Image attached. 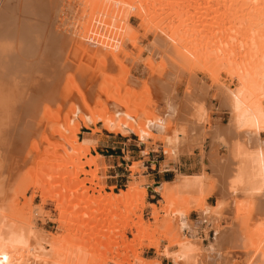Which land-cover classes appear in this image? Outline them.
<instances>
[{
    "label": "bare ground",
    "instance_id": "6f19581e",
    "mask_svg": "<svg viewBox=\"0 0 264 264\" xmlns=\"http://www.w3.org/2000/svg\"><path fill=\"white\" fill-rule=\"evenodd\" d=\"M6 1L0 0V9L6 6ZM44 1L17 0L9 16L0 15V123L4 121V114L16 117L14 127L10 125L14 130L8 128V138L10 141L14 138L16 157L42 156L41 162L48 164L50 158L61 161L50 163L42 176L32 180L44 200L55 201L61 220L64 221L63 215L68 209L64 203L67 194L76 192L66 185L77 179V174L70 176L69 168H76L78 164H71L66 158L75 154L81 157L94 147L91 138H76L79 126L124 137L135 135L141 143L157 137L173 161L188 141L198 140L203 145L211 141L214 148H218L216 155L208 159L204 154L201 158L208 159L207 168L215 177L211 183L214 189L219 195L244 194L251 213L264 209V0H217L223 6V12H219L225 21L219 20L221 23L214 18L204 22V13L198 10L199 3L195 0L197 5L185 3V10L182 0L181 3L174 0H55L52 14L46 12ZM217 1H214L215 6L219 5ZM188 8L195 13L191 11V14ZM135 19L140 21L141 30L133 29L131 21ZM158 57L160 60L156 62ZM200 74L210 78L221 90L218 89L221 94L217 95V100L228 113L227 123L219 120L212 128L205 103L208 89L205 93L201 90L203 96L197 95L194 83L188 82L183 88V100L178 99L179 88L173 79L176 77L178 81L188 75L190 81ZM141 76L145 77L142 84ZM199 130L202 131L199 133ZM32 133L39 136L30 146ZM4 156L1 154L2 162ZM3 168L2 173L7 167ZM130 169L135 171L134 166ZM176 176L173 182L156 186L159 196L167 200V204L173 201L171 198L175 199V204L180 201L178 198L180 203L186 202L185 210L179 208L183 211L181 215L197 211L206 221L216 217L223 205L222 201L209 209L205 205L204 200L211 191L206 183L210 184L212 178L209 179L204 166L199 172H178ZM3 177L9 181L4 174ZM5 183L0 179V264H88L81 258L79 245L72 240L47 237L38 231L32 215L11 204L15 192L10 194L13 197H7L3 191ZM43 183L48 187L44 189ZM11 184L9 190L13 189ZM14 184L20 185V182ZM56 184L62 186L61 190L56 189L57 193L54 192ZM19 185L17 189L24 186ZM83 191L80 194L83 195ZM137 192L138 204L142 207L145 190ZM102 194L99 193V197L111 201L120 196ZM167 207L175 209L173 205ZM179 210L176 209L177 215ZM99 211L107 214L104 209ZM155 215L152 217L156 219ZM105 220L106 217L103 224ZM98 222H95L96 232L100 238H105L109 244L115 242L116 247L118 240L123 243V231L112 236L108 233L110 224L103 228L105 224ZM171 223L170 226L175 225ZM132 225L137 231L143 230L141 222ZM251 229L246 231L252 232L250 237L257 234L259 238H255L256 242L250 238L254 243H251V255L255 253L259 260H250V257L245 264H264V218L254 221ZM248 243L247 247L251 245ZM123 244L124 248L129 245ZM161 255L175 264H210L203 254L201 240L181 231L163 244ZM216 260V264H222Z\"/></svg>",
    "mask_w": 264,
    "mask_h": 264
},
{
    "label": "rangeland",
    "instance_id": "374dc122",
    "mask_svg": "<svg viewBox=\"0 0 264 264\" xmlns=\"http://www.w3.org/2000/svg\"><path fill=\"white\" fill-rule=\"evenodd\" d=\"M16 1L17 0H7L6 6H3L0 9V15H2L4 17H6L7 15L9 16V13L11 11L10 9H12V7L14 5H16ZM214 1H217V0H212V1L211 0H195L196 3H199L198 4V10L202 11L204 13L202 15L206 21L204 20V18L202 16L201 17L203 18L204 22H206V23L209 22L210 19L212 20V18H214L213 20L216 19V21L218 19V22L225 21L224 18H222L223 14H221L223 12V11H221V9H223L222 2L217 1V4H219V5H217L218 6L217 7V6H215L216 2H214ZM34 2H37V1H34ZM38 2H39V0H38ZM174 2L175 3H181V0H177V2H176V0H174ZM195 2H194V0H182V3H184V4L181 3V5L183 7L185 5V8H184V10H185L187 3L192 5ZM196 3L194 4L195 6L197 5ZM206 3H207V7L209 5H210V7H212L211 10H209L210 7L209 8L206 7ZM10 5H12V6H10ZM44 5L47 6V8H48V10L46 12L49 14H52L53 9H54L53 5H55V0H53V1L52 0H46V1H44ZM212 5L215 8L216 7L217 8L214 10L213 9L214 7ZM187 7H188V5H187ZM193 9H194V7H193ZM204 10H206V13ZM189 11L191 14L195 13L191 9H189ZM216 11L217 12L220 11L221 13L220 12L217 13ZM220 14L222 15V17ZM198 15H200V14H198ZM218 16H220V18ZM131 25H132V27H134L133 29L141 30L140 21L138 19H135L134 21L132 20ZM147 42L148 41H145L144 43H147ZM159 58L160 57H158L156 59V62H158V60H160ZM186 76H188V75H185V77L183 76L182 78H179L178 81H177L176 77H175V79H173V80H176L175 82H177V83L179 82L178 84L176 83V87L179 88L178 89L179 90L178 91L179 92L178 93V99L183 100L182 92H184L183 90L186 88L185 85H187L188 82H193L194 83L193 85L197 87V88L195 87L197 95L198 94L202 95L204 90L208 89L209 91L207 90V93L205 96V103H206L207 110H209V115H210L209 118L211 121L212 128H213V125L215 126L219 120H222V123H227L228 118H229L228 113L224 107L220 106L221 104H219V100H217L218 99L217 95L221 94L220 93L221 90L218 88V86L213 84L212 82H210L211 81L210 78L205 77L202 74L195 76L190 81L188 80V77H186ZM144 78H145L144 76H141V79H140V80H142L141 84L144 81ZM186 78H187V80H186ZM193 79L195 81H193ZM186 81H187V83H186ZM201 90L203 92H201ZM139 92H141V91H139ZM142 93H143V91H142ZM214 95H216V96H214ZM142 96H144V94ZM210 101H212V102H210ZM4 115L5 116H3V119L5 121V118H6V121L5 122L2 121L0 123V131H1V133H0V146H1V149H0V173H2L3 167H4L3 169H6V167H7V169L4 170V172L1 174V177H0L1 183L7 182V180L4 179L3 174H4V176L7 177V179L9 178L8 179L9 181L7 182V184L5 183L6 186L3 185L4 193L7 194V197H9L10 194H14V192H15L14 197H13V195H10L11 197H13V198L10 197L12 199L11 204H13L15 207L18 206L19 209H22V211H26V212H24L26 214H28V212H29L32 215V218L36 222V228L38 229V231H40L42 233L44 232L43 234L44 235L46 234L47 237H54V238L60 237L62 239L64 238L65 240L70 239L73 241V242L71 241L72 243L79 245L80 250L82 252L81 258L86 262L88 261L87 262L88 264H89V262L91 264H115V263L116 264H120V263L121 264H175L174 262H172V260L168 261L167 258L163 257L161 255V251L163 248V244L166 243L168 240L173 239L175 237V233H179L180 231L188 237H193V238H196L198 240L199 239L201 240V243L203 246V254H205V256L207 255L206 257H207V260L210 264H212V263L216 264V261H217L216 258L218 260H220L219 262H221L222 264H245L250 257H251L250 260H256V259L259 260V258L256 256L255 253L251 255V253H253L252 244H254L252 241L255 240V238L257 237L256 236L257 234H254L255 236H253L254 237L253 238V237H250V235H252V232L247 233L246 231H248L249 228L252 231V229H251L252 223L256 220H260L261 218H264V215H263L264 209H262V208H264V206L262 208L260 207V210L262 209L261 211L259 210L260 212H258V209H257L255 213L254 212L251 213L250 207H248L249 206L248 205V199L244 194L241 193L240 195L237 196L235 194H228V193L222 194L221 193L219 195L218 192L216 191V189H214V186L212 184L214 183L213 181H214L215 177L213 176V172L210 171L209 168H207V164H206V161L208 159H210L209 156L211 157L212 154L216 155V153L218 151V148H214L213 142L210 141L209 144L205 143L203 145V143L201 141L190 140L191 142L188 141L185 144V146L182 145L183 147L181 149L179 157L173 161L172 158L169 157L168 151L165 149V147L161 146L160 142L157 141L159 139V138L157 139V137L153 141H152L153 138L152 139L149 138L144 143H141L135 135H129V136L124 137V136H121L119 134L110 133V132L104 131V130L92 131L91 128L79 126L78 131L76 133V138H78V139H80L82 137L91 138L93 140V146L94 147L91 148L87 154L81 155V157H80V155H78L80 158L79 157L77 158L76 154L72 155L71 158L70 157L66 158V160H68L69 163L74 164V165L78 164V165L76 168H74V167L69 168L70 176L73 174H77V179L74 181L72 180V183L67 184L66 186L69 185V188L71 190L75 189L76 192L68 193L67 196L69 198L66 196V200L64 203H65V209L66 208H68V209H67V211H65V214L63 212V214H64L63 216L65 217V218L63 217L64 218V221H63L60 218L61 215L59 214V212L57 210H55V207H54L55 201L50 199V198H46L44 200L41 197V192L38 190H35V188L32 184V180H34V178L37 177V179H38L40 177L39 175L42 176V174L46 172V170L48 169L47 167H49L50 163H56L55 161H57V160H58L57 163H59V161H60L59 158H56V159L50 158L51 160H50V163L48 164L45 162L44 163L41 162L42 158H44L42 156H41L42 158L41 157L39 158L37 156L35 158H30V159L29 158L16 157V155L14 154L15 153L14 152L15 151L14 138H11V141H10V138H8L9 137V131H10V130H8V128H11L12 130H14L12 128V126L14 127L16 117L15 116L9 117V115H6V114H4ZM7 117H9V118H7ZM10 125H12V126H10ZM207 126H208V124H207ZM201 131L202 130H199V133ZM37 133H35V134L32 133V135L29 136L30 137L29 141L31 140L30 141L31 144L29 143L28 140L27 141H28V144L30 146L34 143L33 140L38 138L39 133L38 134ZM32 141H33V143H32ZM192 141H193V143H192ZM7 147H8V151H7ZM48 148H50V147H48ZM2 150H4L3 153H1ZM95 151L98 154H104V155L110 154V155H112L113 158H119L118 161L121 162L122 166H125L126 163L129 164L128 166H125L126 169L119 167V171H117L116 169L110 171V172H121V173H123V175L121 177L115 178V180L106 178L105 175L110 174V172H106L104 163L102 161H98L99 157L97 156V154H95ZM44 153L45 152H43V154ZM90 153H94V155H90ZM219 153H222V150H219ZM1 154H2V157L4 155H7V157H9V158L6 159V156H4L3 162H2ZM204 154L206 155L205 157L208 156L207 157L208 159L207 158H201L202 156H204ZM11 156H15V157L12 158ZM122 156L124 159L121 161L120 157H122ZM38 159L40 160V162ZM212 159H214V158H212ZM7 160H9V161H7ZM5 161L7 163V166L5 165L6 163L4 164ZM157 161H160L161 164L163 163L165 166H168L169 168L174 169L175 172L177 171L176 173H178V167H179V170L181 172H185V173H193L194 171L199 172L202 165H203L206 172L209 174V179L212 178L210 180L211 181L210 184H208L209 181L206 183L207 187H209L208 189L211 190L209 192L208 196L204 200L206 207L209 209V207H211L212 204H216L217 201H222L223 206L221 208V211L216 214V217L214 215V216H212L213 217L212 219L209 218L210 220L208 219L206 221V220L199 217V214L197 211H189L185 215H183V214L181 215L180 213L183 211L179 210V208L181 207V209L185 210L187 208L188 204L186 202L184 204H187V205L180 203L181 199H179V198H178V200H180V201L176 202L178 205L175 204L174 198H171V200L173 199V201H171L169 199V201H171V202H169L167 204L168 201L167 200L164 201V199H162L159 196L158 192L155 190L158 183H151L150 177H148V179H146L145 177L142 176L143 173H146L148 171V166L150 164L156 163ZM38 162H39V164H37ZM133 166L135 167L134 172H132L130 169V167H133ZM150 167L152 168V166H150ZM199 167H200V169H199ZM32 168L34 169V171H36L35 173H34V171H32L33 170ZM5 171L8 173L5 174L6 173ZM28 171H29V173H28ZM30 172H31V174H30ZM58 173H60V172H58ZM63 173H64V171H63ZM29 174H30V176H29ZM23 176H24V180H23ZM30 178H31V180H30ZM3 179L5 182L3 181ZM12 179H14V180H12ZM28 180H30L31 182ZM18 181L20 182L21 186L24 185L23 186V188L25 187L24 189L19 184H14L16 182L18 183ZM24 181H28V182L25 183ZM56 181L59 182V180H56ZM11 182H12V184L10 186L14 190L8 189V187H9L8 185ZM29 182H30V184H29ZM24 183L26 184V186ZM27 184H29L28 187H27ZM44 184L46 186H43ZM113 184H115V186ZM18 185L22 189H20V188L17 189ZM43 185H42V187L44 189L48 187V185L46 183H43ZM55 186H56L55 191L53 190L54 192H56V189L61 190L60 188L62 186H60L59 184H56ZM143 188L145 190V195H144V200H143V206L141 207L138 204L139 200H140V195L137 192V190L140 192V190H142ZM84 189H87V191H85ZM22 190H23V192H22ZM83 190L85 191V193L82 195L80 193ZM20 191H21V194H20ZM127 191L128 192L130 191L129 194H127ZM136 192H137V194L135 195ZM99 193L100 194L103 193L104 195L108 194V193H110V194L114 193V195H115V193H116L117 196L118 195H120V196H118V199H116L115 201H111V200H107V199H102V197H99ZM125 194H126V196H125ZM216 194H218V195H216ZM22 195L24 196V198ZM94 197H96L97 199H93ZM119 199H121L120 200L121 202L119 201ZM89 201H91V202H89ZM108 201L114 202V203H111V205H110V203H108ZM176 201H177V199H176ZM24 202H25V204H24ZM76 202H77V204H76ZM169 204L173 205L175 209L171 210L170 208H168L167 206L170 207ZM179 204L180 205L182 204V205L180 206ZM72 205H73V208H72ZM88 205H90V206H88ZM109 206H110V208H109ZM177 206H179V207L177 208ZM100 207H101V209L105 210L104 211L105 213L107 211V214H103L102 212H100L99 211V210H101ZM184 207H186V208L184 209ZM171 208H173V207H171ZM176 209H177V212L179 210L178 215H177ZM166 210H168L169 214ZM173 210H175V211H173ZM98 212H100L101 215ZM88 213H91V214L89 215ZM115 214H116V216H112ZM154 214H156L155 215L156 219H155V217H152ZM91 215H94V216H91ZM104 216L106 217V220H105L106 223H104L105 226H103V228L104 227L107 228L106 226H108L110 224V230L108 231L109 234L121 233L123 231V234H124L123 240L124 241L122 240V242L123 243L125 242V244L127 242V244H129L126 248H124V244L121 243L120 240H118L119 237L117 235L115 236V238L118 240V245L116 247V245L114 244L115 242H112L114 244V246H113L112 243L109 244L105 240V238H100V236L97 234V232H96L97 227H96L95 222L99 221L98 223H100V225L103 224L104 219H105ZM258 216H260V217H258ZM140 217H141V220H140ZM165 218L167 220L168 219L171 220V222L173 221L172 223L171 222L170 223L175 224V225L170 226V223L168 224V221ZM110 221H112V222H110ZM140 222L142 225L141 228H143V230L137 231L135 229V227H133L132 224L135 223L138 225V223H140ZM65 223H67V224L65 225ZM68 223L71 224V225H69L70 227H68ZM77 223H80L81 225L77 224ZM93 223H95V224H93ZM76 225H79V226H76ZM93 225H95V226L93 227ZM176 225H178L179 227ZM66 226L69 229L66 228ZM73 226L75 227V230H74V228L71 229V227H73ZM243 226H244V228H243ZM77 227H80V229H78ZM123 227H125V228L123 229ZM112 228H113V230H112ZM246 228H247V230H246ZM70 229H71V231H69ZM108 229H109V227H108ZM178 229H179V232H178ZM227 229H229V230H227ZM193 230H195V231H193ZM233 230H236V231L233 232ZM228 231H230V234ZM98 232H100V231L98 230ZM242 233H243V235H242ZM96 234H97V236H95ZM234 235H236V237H234V239L231 238ZM244 235H246V236H244ZM248 235H249V237H248ZM112 236H113V234H112ZM243 236H244V240L242 239ZM246 237H248L249 239ZM230 238L233 239V240H231L232 243H230L231 242ZM250 238H252L253 240L251 239L252 241H250ZM100 239H103L104 242L106 241V244L102 243L103 240L100 241ZM256 239H259V238L257 237ZM223 240L226 242H224ZM221 241H223L224 243ZM248 241L250 242V244L252 243L251 245H249L250 247L249 246L247 247L245 245V244H249ZM254 242H256V240ZM234 243H235V245H234ZM131 245H132V247H131ZM232 246H233V248H232ZM204 248L205 249L207 248V249L205 250ZM215 248H216V250H215ZM211 250L212 251L215 250L214 252L217 251L218 253L215 254L214 252H211ZM208 251L210 253H208ZM220 253H221V256H220ZM213 254L216 255L217 257H215ZM218 254H219V258H218ZM118 255L121 256V259L118 258L119 257ZM205 256H204V258H205ZM107 257L109 258V260ZM224 257H225V259L223 260ZM105 258H106L107 262L105 261ZM123 258H125V259H123ZM141 260H143V263H140Z\"/></svg>",
    "mask_w": 264,
    "mask_h": 264
},
{
    "label": "crops",
    "instance_id": "0c3cea01",
    "mask_svg": "<svg viewBox=\"0 0 264 264\" xmlns=\"http://www.w3.org/2000/svg\"><path fill=\"white\" fill-rule=\"evenodd\" d=\"M95 154H97L98 161H102L105 165L106 172H110L111 170L116 169L119 171V167H122L123 169H126L125 166H128L129 164H125V166H122L121 162L118 161L119 158H113L112 155H104V154H98L95 151ZM90 155H94V153H90ZM121 161L124 159L123 156L120 157ZM152 166V168L150 167ZM177 172V171H176ZM174 169L169 168L168 166H165L163 163L161 164L160 161H157L154 164H150L148 166V171L146 173H143L142 176L148 179L150 177L151 183H163V182H173L176 178V173ZM178 172H181L178 167ZM198 172V171H194ZM185 173V172H181ZM123 173L121 172H110V174L105 175L108 179H114L117 177H121ZM115 186V184H113Z\"/></svg>",
    "mask_w": 264,
    "mask_h": 264
}]
</instances>
